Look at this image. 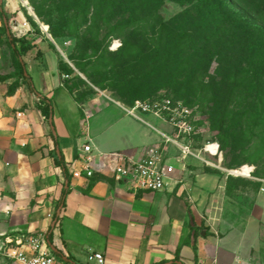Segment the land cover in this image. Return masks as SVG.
Here are the masks:
<instances>
[{
  "label": "crops",
  "instance_id": "0c3cea01",
  "mask_svg": "<svg viewBox=\"0 0 264 264\" xmlns=\"http://www.w3.org/2000/svg\"><path fill=\"white\" fill-rule=\"evenodd\" d=\"M3 38L0 240L45 235L64 264H96L82 260L89 249L103 253L105 264H264L263 191L256 214L255 209L227 208L228 180L199 167H188L183 178L163 191L135 190L117 180L109 164L111 154L141 157L162 141L151 129L165 130L130 114L106 94H89L79 103L58 78L56 60L49 61V54L25 66L28 73L17 75L7 34ZM49 103L54 127L46 116ZM85 144L91 153L83 152ZM60 152L69 179L56 162ZM88 155L93 176L84 170L73 176ZM65 189L64 205H59Z\"/></svg>",
  "mask_w": 264,
  "mask_h": 264
},
{
  "label": "trees",
  "instance_id": "16d2710c",
  "mask_svg": "<svg viewBox=\"0 0 264 264\" xmlns=\"http://www.w3.org/2000/svg\"><path fill=\"white\" fill-rule=\"evenodd\" d=\"M38 1L57 25V32L79 37V52L91 57V78L102 89L116 88L113 79L129 73V81H143V91L148 94L169 88L186 99L181 100L185 105L204 108L229 164L239 158V138H256V152L247 159L257 166L256 174H264V0H90V4L66 0L69 6L64 10H55V0ZM167 1L180 11L165 20L162 6ZM0 16L6 18L1 1ZM50 31L56 38L51 25ZM6 34L24 75L18 40L10 32ZM114 37L122 44L110 50ZM106 41V53H99ZM32 89L36 91L34 86ZM135 90L129 87L119 96L125 99ZM50 114L51 103L46 116ZM53 134L56 136L55 131ZM56 162L69 179L62 152ZM66 194L67 189L59 205H64ZM49 241L52 244V231Z\"/></svg>",
  "mask_w": 264,
  "mask_h": 264
},
{
  "label": "rangeland",
  "instance_id": "374dc122",
  "mask_svg": "<svg viewBox=\"0 0 264 264\" xmlns=\"http://www.w3.org/2000/svg\"><path fill=\"white\" fill-rule=\"evenodd\" d=\"M65 1L66 0H55V10H64L68 8L67 6H69V4L65 3ZM1 2L6 15V18L2 20L4 23L6 22V25L3 24V27L0 31V37L4 36L3 40H6V28L7 31L14 34L18 40L17 45L21 48L20 54L25 62L26 67L30 66L28 64L31 61H37L41 58L43 59L45 57V53L50 55L49 61L52 62L53 59H55L57 64L56 72L58 74V78H61L66 82V85L73 92L76 100L79 101V103H83L87 96L93 91L112 96L129 109L132 108L137 101L148 102L163 97L177 98L182 101L186 100L173 93L169 88H159L157 91L152 89L155 91H151L150 94H148L147 92L143 91V81L134 83L129 81L128 76L130 73L119 75L113 79L117 86L116 88L107 86V89H102L103 86L96 83V81L91 78V57L85 58L84 54L81 55L79 52V48L77 47L79 43V37L72 36L70 33L57 32V25L53 23L49 13L38 6V0H2ZM86 2L90 4V0H87ZM179 11L180 7L170 1H167L166 4L162 6V14L164 15L165 20H168ZM50 25L51 30L56 38L50 34ZM107 42L108 41L103 44L99 53L101 51L106 53L105 49ZM121 44L122 40L120 38L114 37L110 42L109 49L116 50L121 46ZM87 52L90 54L91 50H88ZM13 65L16 68L18 75L19 70L17 68L16 62H14ZM215 67L216 63H213L211 67L212 72L214 71ZM26 71L28 73L27 68ZM53 74L56 75L55 72H53ZM15 77H17L16 74ZM17 78L19 79V77ZM129 87L136 88V90L133 92V95H130V97H125V99L124 97L119 96L121 91L126 92ZM190 106L194 111V114L191 118V121L194 124V130L190 135L186 134L185 136L186 140H189L190 142L186 140L185 141L190 143L193 148L201 151V155L207 160V163L203 160H197L193 157H190L188 159L190 164H188L185 169H182V166H179L178 173L180 174V179L183 178L184 172L188 167H199L202 172L219 173V180H228L227 199L229 200V203L226 202V207L229 209L231 208V210L240 208L243 212H248V210L250 212L251 210L255 209V213L257 214L261 208V201H258V197L260 194H262L261 188L264 186V182L261 181V183L260 180H264V174H258L259 171L256 174L257 166L255 163H251V161L247 159L250 155H253V153L256 152L255 142L257 139L252 138L251 141H247L239 138L237 141V152L239 153V158L234 164H229V161H224L226 154L222 147H220L221 150L219 151L218 155H213L206 151L205 148L208 143L210 144L214 143V141H218L216 136L217 131L214 129L212 122L209 120L208 114L204 113V108L198 104H190ZM103 114V112L100 113L102 117ZM138 114L148 120L154 127L161 128L167 133L171 131L164 129V127L161 126L159 119L167 126L169 125L164 119L160 117H158V119L157 116L154 117V115L151 113H143L138 111ZM168 127L171 128L170 125ZM151 130L157 136H160L156 130ZM168 150L170 153L176 152V149L173 148H169ZM229 160L231 161V157ZM245 165H249L251 167V172L249 171L251 176H249V172L247 174L234 172V170H240V168ZM254 173L258 177L255 176ZM258 202H260L259 205H257ZM82 260L89 261L88 256L82 253ZM89 262L91 263L92 261ZM14 263L21 264L20 262H13L11 260L9 261L2 254H0V264Z\"/></svg>",
  "mask_w": 264,
  "mask_h": 264
},
{
  "label": "built area",
  "instance_id": "2783aa9c",
  "mask_svg": "<svg viewBox=\"0 0 264 264\" xmlns=\"http://www.w3.org/2000/svg\"><path fill=\"white\" fill-rule=\"evenodd\" d=\"M127 109L134 116H138V111L154 114L164 119L171 126V131L167 133L154 128L161 135L162 141L149 147L141 157L112 153L109 164L117 180H125L135 190L163 191L173 181L180 180L179 166L185 169L190 157L207 163L201 151L193 148L188 143L190 141L185 138L186 134L190 135L194 130V124L191 121L194 111L181 100L164 97L148 102L137 101L132 108ZM169 148L176 149V152L170 153ZM205 149L208 151L207 145ZM218 149L220 151L219 144ZM83 152L91 153V146L83 145ZM89 156L84 159L82 169L73 170V176H81L82 170L87 176H93L92 157ZM250 172L249 176H251ZM261 181L264 182V180ZM261 190L264 191V186ZM88 251L89 261L105 264L103 253L94 252L91 249ZM0 254L21 264H64L48 247L45 235L41 234L29 235L16 241L6 237L5 240H0Z\"/></svg>",
  "mask_w": 264,
  "mask_h": 264
},
{
  "label": "bare ground",
  "instance_id": "6f19581e",
  "mask_svg": "<svg viewBox=\"0 0 264 264\" xmlns=\"http://www.w3.org/2000/svg\"><path fill=\"white\" fill-rule=\"evenodd\" d=\"M115 49H116V47H115ZM207 150L210 151L211 154H215V155L219 154V149H218L217 143H210V144L208 143ZM250 170H251V167L249 165H245V166L241 167L240 170H235V172H240L241 174H247Z\"/></svg>",
  "mask_w": 264,
  "mask_h": 264
},
{
  "label": "water",
  "instance_id": "95a60500",
  "mask_svg": "<svg viewBox=\"0 0 264 264\" xmlns=\"http://www.w3.org/2000/svg\"><path fill=\"white\" fill-rule=\"evenodd\" d=\"M0 1H2V0H0ZM8 32H9V31H8ZM49 120H50V122L52 123V120H53V115H52V114L50 115ZM60 212H61V208L58 209V214H60ZM55 223H56V221L53 223V226L55 225ZM52 248L55 250L54 247H52Z\"/></svg>",
  "mask_w": 264,
  "mask_h": 264
}]
</instances>
